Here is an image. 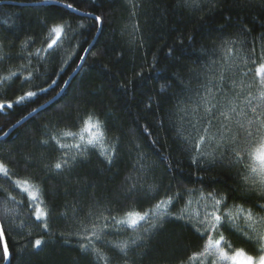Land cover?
Masks as SVG:
<instances>
[{"label":"trees","instance_id":"obj_1","mask_svg":"<svg viewBox=\"0 0 264 264\" xmlns=\"http://www.w3.org/2000/svg\"><path fill=\"white\" fill-rule=\"evenodd\" d=\"M67 2L75 3V6L82 11L94 12L95 15L106 17L101 32L97 34L95 29L92 31L97 42L91 51L96 55L86 58L87 62L73 76L71 86L65 89L67 95L61 94L63 95L61 99V96H57L60 88L64 87L61 79L67 80L79 63L73 55L68 66L62 64V60L74 50L72 45L65 42L63 48L47 59L49 74L58 73L60 68L64 67V72L60 73L61 79L52 76V79H57L60 87L53 86L55 91L50 90L48 95L42 94L33 98L35 102L29 103L26 107L14 106L6 113H0L1 137L33 108L37 109L42 104L45 105L46 111L41 110L38 115L34 114V118H29L22 126L11 131L7 138L0 141V159H3L15 173L14 179L37 175L42 177L45 181L43 198L50 205L57 206L56 217L50 222L52 235H44L40 228L28 218L27 198L14 190L10 181L0 177V188L7 189L25 205L18 207L11 202L8 203V206L16 208L18 213L16 216L9 217L5 225L6 228L12 229L11 234L18 241L17 250L25 242H28L29 250H31L30 241L34 238L49 241L42 251L33 253L26 261L22 257L17 258L13 264H88V260L78 248V238L70 235L77 231L78 221L83 220L87 223L91 219L89 213L95 215L104 212L105 215L121 216L125 205H132L138 210H143L163 196L169 184L202 190L205 194L223 192L229 196V208L234 204L242 205L244 208H251L254 212L264 215V212L255 206L257 203L264 204L260 194L253 193L240 198L241 193L234 192L237 187L243 188L241 177L238 175L243 171L242 169L229 170L226 167H219L210 173L211 176L219 177L226 182L197 181L196 170L190 167L186 155L178 149L180 141L174 140L175 131L172 129L186 127L190 119L177 107L174 97L168 99L158 110L160 116H165L171 110L173 124L169 128L157 129L154 133V138H159L160 141L155 150L136 123L138 119L140 124L156 122V116L148 115L145 105L150 102V98L157 101L162 99L159 94L161 85L173 82L170 79L171 74H180L182 78H185V83H187V77L193 75L190 70L200 72L202 76L210 75L211 73L205 71V66L212 67L208 63L210 59L223 64L226 78L232 76V72L235 71L234 68H229V65H239V71L242 72L251 69L252 73L247 77L237 75L235 78L242 79L245 85L252 83L255 67L260 63L262 44H264V0H223L222 3L217 0L220 10L212 13L211 16L206 7L202 11L195 12L185 8L181 0H99V11L87 3H77L76 0H67ZM61 11L63 10L52 0H49L47 4L42 3V0H0V42L4 45L0 51V56L4 57L0 61V75H7L9 71H23L27 75V71L33 70V66L38 61L33 59L29 65L27 53L34 52L45 44L47 27L44 21L50 24L59 20ZM64 18L73 22L82 19L80 16L67 13L64 14ZM83 22L88 25L93 23L88 20ZM228 23L246 25L251 30V34H241L239 28L229 27L226 34H231L229 38L237 41L232 46L233 54L228 56L226 50L221 51L218 48L215 55L203 56L201 59L202 48L211 50L221 44L219 40L221 33L215 29L220 25L226 26ZM190 36L194 37L191 42L188 39ZM242 37L246 41L244 44L239 42ZM29 38L34 39L35 43L25 49L22 45ZM87 39L92 42L91 36H87ZM181 40L184 42L182 48ZM190 43L194 44V48H190ZM169 48L173 49L172 55H169ZM250 48L255 49L256 65L251 62L247 65L242 63L241 58L248 56ZM76 52L79 54L78 49ZM198 59H201V63H196ZM139 73L143 75L140 76ZM166 77L169 78L165 79ZM47 79V76L43 80L34 79L31 83L25 84L20 91L16 89L20 88L21 80L14 79L11 86L5 85L3 89H0L4 93L0 95V101H14L24 91H36L37 85L47 87L45 83ZM200 82L193 78L191 86L196 87ZM251 91L255 94V87ZM164 95L171 97V91ZM53 97H56V103L45 104V101H50ZM88 100L93 103H87ZM66 104L72 106L65 107ZM152 106L156 108L155 104ZM186 106L191 105L185 102L180 107ZM61 108L63 111H60ZM85 110L95 111L101 115V118L111 115V123L115 127L109 133L108 139L111 140L113 136L121 138L124 147L120 157L110 167L99 156L98 151H90L88 161L71 174L45 173L42 170L43 164L54 163L60 152L39 144L41 139H47L44 133L53 125L61 130L78 132L80 126L76 123L77 116L83 114ZM144 115H148L147 120L140 119ZM61 120L63 123H60ZM129 131L134 135H126ZM133 140L142 146L148 162L152 165L147 173H139L134 168L137 164V152L133 146ZM61 142L75 143L71 138L62 139ZM162 155L169 156V162L161 159ZM24 156L31 157L40 166L25 163ZM41 156L46 157L43 163L40 160ZM168 163L172 164L171 171L168 169ZM190 173L192 175H189ZM228 175H231L232 179H227ZM129 176L144 177L141 182L145 184V191L139 197L129 199L125 194L128 186L126 177ZM148 184L159 185L160 191L155 194L147 192ZM175 190L174 188L173 191ZM192 198L198 199V193H194ZM4 200L5 194L0 192V204ZM183 204L184 201H181L177 208L182 207ZM106 208H111L113 211H104ZM196 208L197 205L193 204L189 211ZM61 213H66V218L62 217ZM2 218L3 212L0 209V219ZM21 220L27 226L23 230H17ZM238 223L244 227L243 219ZM29 231L32 232L31 237L24 235ZM233 232L225 231L224 233L232 241L233 246L249 249L250 246ZM61 233L64 234V238L60 236ZM132 235L134 233L130 230H121L119 234L110 235L107 238L118 242L127 240ZM143 243L144 247L138 251L146 254L134 257L138 264H181L186 262L193 252L201 250L203 241L198 240L190 229L181 227L178 223L169 222L164 224L163 230L156 234L154 239H146ZM9 247L11 250V244ZM103 251L114 257L113 264H125L124 258L117 255L115 251L109 248H104ZM251 254L255 255L256 252L252 251ZM0 264H3L2 260Z\"/></svg>","mask_w":264,"mask_h":264},{"label":"snow or ice","instance_id":"obj_2","mask_svg":"<svg viewBox=\"0 0 264 264\" xmlns=\"http://www.w3.org/2000/svg\"><path fill=\"white\" fill-rule=\"evenodd\" d=\"M48 2L49 0H42L44 4ZM52 2L63 10L59 13L60 19L50 24L48 21H44L47 27L45 44L35 49L34 52L27 53L29 65L33 59L38 63L33 66V70L27 71V75L23 71H9L7 75H0V89H3L5 85L11 86L14 79H20V88L16 89L20 91L25 84L31 83L34 79L43 80L45 76L48 77L45 80L47 87L37 85L36 91H24L14 101H0V113H6L14 106L26 107L29 103L35 102L33 98L42 94L48 95L50 90L55 91V87H60L57 79H61L60 73L64 72V67H61L58 73L49 74L47 59L63 48L65 42L72 45L74 49L66 59L62 60V64L65 66H68L73 55L79 61L77 68L83 67L88 56L96 55L91 51L97 42L92 31L95 29L99 34L106 17L95 15L94 12L82 11L81 8L75 6V3L67 2V0H52ZM76 2L87 3L97 11L100 9L99 0H76ZM222 2L223 0H220V3ZM181 3L185 8L195 12L202 11L206 7L209 16L220 10L217 0H181ZM65 13L80 16L82 19L75 22L70 21L64 18ZM84 20L93 23L88 25L83 22ZM228 20L230 21L231 18L229 17ZM229 27L239 28L241 34H251V30L243 24L220 25L215 31L221 33L219 37L221 44L211 50L202 48L201 59L203 56L215 55L218 48L221 51L226 50L228 56L233 54L232 46L237 41L229 38L231 34H226ZM85 33L92 37V42H89ZM188 39L191 42L194 37L190 36ZM74 41L75 43H73ZM239 42L244 44L246 41L242 37ZM34 43L35 40L29 38L22 47L27 49ZM183 43L181 40V48ZM3 47V43L0 42V51ZM190 48H194V44L190 43ZM76 49L79 50V54ZM172 53L173 49L169 48V55ZM3 59L4 57L0 56V61ZM201 59H198L196 63H201ZM241 60L245 65L249 62L256 65L255 49L250 48L248 56L242 57ZM259 60L260 63L255 67L253 82L247 85L242 79L237 80L235 77L237 75L247 77L252 73L251 69L242 72L239 71V65H229V68H234L235 71L232 72V76L226 78L223 64L211 59L208 63L212 67L205 66V71L211 73L210 75L202 76L200 72L190 70L193 75H189L187 83H185V78H182L180 74L173 73L170 75L173 82L161 85L159 94L162 99L157 101L150 98V102L145 105L148 115L156 116V122L140 124L139 119L136 121L141 132L155 150L160 141L159 138H154V133L157 129L169 128L173 124L171 110L165 116H160L158 110L168 99L174 97L180 111L190 117L186 127L172 129L175 131L174 140L180 141L178 149L186 155L190 167L196 170L197 181L201 183L204 181L226 182L219 177L211 176L210 173L219 167H226L229 170L232 168L242 169L243 171L238 175L241 177L243 188L234 189V192L241 193L240 198L258 193L260 198L264 199V44H262ZM153 62L155 63V57ZM138 75L142 76L143 73ZM52 76H56L57 79H52ZM193 78L201 81L196 87L191 86ZM73 79L74 77H69L67 80L61 79L64 87L60 88L57 96H61L63 99L61 94L67 95L65 89L71 86ZM253 87L256 89L255 94L251 91ZM168 91H171V97L164 95ZM3 94L0 91V95ZM56 102V97H53L52 100L45 101V104L52 105ZM86 102L93 103L91 100ZM185 102L191 106L180 107ZM153 104L156 105L155 109ZM71 106L65 105V107ZM41 110H47L45 105L42 104L40 109L33 108L26 116L17 120L12 129L0 137V141L7 138L11 131L22 126L29 118H34V114L38 115ZM60 111H63V108ZM69 115L71 116V113ZM148 115H144L140 119L147 120ZM60 123H63V120ZM76 123L80 126L78 132L61 130L53 125L44 133L47 139L39 141L41 146L52 147L60 152L54 163L43 164L42 170L45 173L60 175L67 172L71 174L88 161L90 151H98L99 156L110 167L120 157L124 147L123 141L120 137L115 136L111 140L108 139L109 133L115 127L111 123L110 114L106 118H101V115L95 111L85 110L83 114L77 116ZM126 135L133 136L134 133L129 131ZM66 138H71L75 143H62V139ZM133 146L137 152V164L134 165V168L139 173H147L151 170L152 165L148 162L142 146L134 140ZM23 159L25 163H31L36 167L40 166L29 156H24ZM44 159L46 157L41 156V163ZM161 159L169 162V156L162 155ZM12 162L15 163V161ZM168 169L172 170L171 163H168ZM14 176L15 173L12 169L3 159H0V177L10 181L14 190L19 191L27 198L29 220L36 224L44 235L51 236L50 222L56 217L57 206L50 205L43 198L44 179L38 175L24 179H14ZM143 179V176L126 177L128 186L125 189V194L129 199L139 197L145 191V184L141 182ZM227 179H232V176L228 175ZM174 188L175 191H173ZM146 190L155 194L160 191V186L148 184ZM0 192L5 194V200L0 204V209L3 212V218L0 219V252H2L0 260L3 261V264H13L15 259L21 257L26 261L33 253L42 251L49 241L34 238L30 241L31 250H29L28 242L23 243L22 247L17 250L18 241L12 236V229L6 228L5 225L9 217L16 216L18 213L17 209L9 207L8 203L11 202L18 207L25 205L7 189L0 188ZM194 193H198V199L192 198ZM228 200V194L223 192L205 194L202 190L169 184L165 194L156 199L150 207L138 210L132 205H125L121 216L105 215L104 212L95 215L89 213L91 219L87 223L83 220L78 221L77 231L70 235H75L78 238V248L88 260V264H113L114 257L104 252V248H109L123 257L125 264H138L134 257L146 254L138 251L144 247L143 242L149 238L154 239L156 234L163 230L165 223L174 222L180 224L181 227L190 229L198 240L203 241L201 250L193 252L187 261L181 262V264H264V215L254 212L251 208H244L242 205L234 204L229 208ZM181 201H184L183 206L177 208ZM193 204H196L197 208L189 211ZM255 206L264 212V204L257 203ZM174 209L176 211H173ZM104 211L111 212L113 210L106 208ZM60 215L64 218L67 216L66 213ZM241 219H243L244 227L238 223ZM26 226V223L21 220L17 225V230H23ZM121 230H130L134 235L127 240L118 242L107 238L110 235L119 234ZM233 230L235 231L233 232ZM225 231L233 232L234 235L238 234L250 248L246 250L243 247H234L232 241L224 234ZM24 235L31 237L32 232L29 231ZM60 236L64 238L63 233ZM252 251H255L256 254H251Z\"/></svg>","mask_w":264,"mask_h":264},{"label":"water","instance_id":"obj_3","mask_svg":"<svg viewBox=\"0 0 264 264\" xmlns=\"http://www.w3.org/2000/svg\"><path fill=\"white\" fill-rule=\"evenodd\" d=\"M79 69L80 68H76V70L73 72V74L70 76V77H73L78 71H79ZM37 109H40V108H37ZM10 129H12V127L10 128ZM9 129V130H10ZM9 130L7 131V132H9ZM4 136V135H3ZM3 136H1V137H3Z\"/></svg>","mask_w":264,"mask_h":264}]
</instances>
